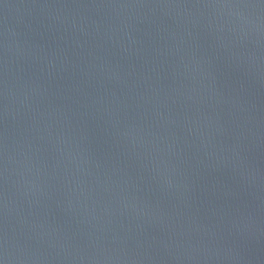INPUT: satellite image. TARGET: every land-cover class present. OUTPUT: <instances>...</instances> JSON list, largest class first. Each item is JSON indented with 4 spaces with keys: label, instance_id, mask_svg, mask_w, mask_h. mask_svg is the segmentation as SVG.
Instances as JSON below:
<instances>
[{
    "label": "water",
    "instance_id": "water-1",
    "mask_svg": "<svg viewBox=\"0 0 264 264\" xmlns=\"http://www.w3.org/2000/svg\"><path fill=\"white\" fill-rule=\"evenodd\" d=\"M0 264H264V0H0Z\"/></svg>",
    "mask_w": 264,
    "mask_h": 264
}]
</instances>
